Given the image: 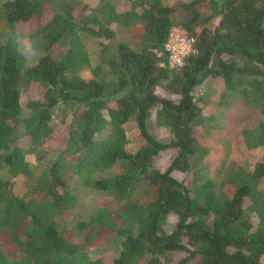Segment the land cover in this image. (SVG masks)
<instances>
[{
    "label": "trees",
    "instance_id": "1",
    "mask_svg": "<svg viewBox=\"0 0 264 264\" xmlns=\"http://www.w3.org/2000/svg\"><path fill=\"white\" fill-rule=\"evenodd\" d=\"M135 24L134 42L112 43ZM174 26L195 53L171 69ZM207 79L224 86L217 106L264 114V0H0V264H264V119L239 113L257 154L212 168L221 124L211 93L195 95Z\"/></svg>",
    "mask_w": 264,
    "mask_h": 264
},
{
    "label": "rangeland",
    "instance_id": "2",
    "mask_svg": "<svg viewBox=\"0 0 264 264\" xmlns=\"http://www.w3.org/2000/svg\"><path fill=\"white\" fill-rule=\"evenodd\" d=\"M175 0H169L170 3H173ZM140 30V26L135 24L130 27H121L118 26L115 29V36L112 40V43L117 42H134L137 38V34ZM223 84L220 81L214 79H207L202 84H200L195 91V95L197 97L196 101L198 104L203 105V100H200L203 93L210 92V96L207 99V104L203 106L204 111L207 112H215L217 113L216 118H219V123L221 124V128L219 129L218 133L215 134V138L212 142H208L211 146V152L208 156V160L211 163L212 168L218 167L219 164H222L224 161H229L232 159H243L251 154H257V152L246 150V148L242 144V139L240 135V126L243 121L236 120V116L239 113H246L251 116L252 118H261L264 119V114H259L256 111L251 112L247 106L242 108L244 111H236L234 110L237 106L236 104H226L222 106H217L218 98L220 93L223 89ZM209 102V103H208ZM207 105V106H206ZM205 112V113H207ZM237 112V113H236ZM150 131L158 138L164 139L167 137V133L164 131L163 128L157 126L155 124V115L150 120L149 123ZM127 132V136L130 139L129 144H127V149H132L136 147L140 143V135L137 128L127 125L125 127ZM176 154L175 149H169L163 152L156 157L154 161V166L158 169L164 170L171 160L173 159L174 155ZM31 158V156H29ZM115 172L120 171L121 167L119 164L113 167ZM172 175L178 179L182 177V174L179 172H173ZM70 173H66V177L69 183L72 182L71 179H68ZM22 178H18L13 185V189L15 192L21 194L24 191V185L21 183ZM177 221V217L174 215H170L167 219L165 229L169 232L174 224ZM105 244L102 241H98L89 249L93 251L94 255L98 256L101 253L102 249L104 248ZM104 252V251H102ZM106 253V252H104ZM108 253V252H107ZM184 255V253H178L175 255V262L178 260L180 256ZM104 259H111L110 254L104 256ZM175 264V263H174Z\"/></svg>",
    "mask_w": 264,
    "mask_h": 264
},
{
    "label": "built area",
    "instance_id": "3",
    "mask_svg": "<svg viewBox=\"0 0 264 264\" xmlns=\"http://www.w3.org/2000/svg\"><path fill=\"white\" fill-rule=\"evenodd\" d=\"M194 38L187 31L174 26L171 28L167 41L164 43L166 61L161 63L171 69L179 68L190 54L195 53Z\"/></svg>",
    "mask_w": 264,
    "mask_h": 264
},
{
    "label": "clouds",
    "instance_id": "4",
    "mask_svg": "<svg viewBox=\"0 0 264 264\" xmlns=\"http://www.w3.org/2000/svg\"><path fill=\"white\" fill-rule=\"evenodd\" d=\"M9 40L18 46V51L26 60H33L38 56L39 42L26 34H20L18 39L9 37Z\"/></svg>",
    "mask_w": 264,
    "mask_h": 264
}]
</instances>
